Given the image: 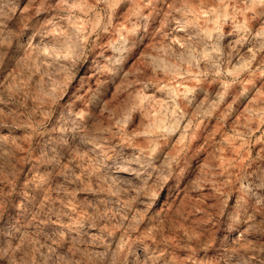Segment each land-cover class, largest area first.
<instances>
[{
    "label": "clouds",
    "instance_id": "obj_1",
    "mask_svg": "<svg viewBox=\"0 0 264 264\" xmlns=\"http://www.w3.org/2000/svg\"><path fill=\"white\" fill-rule=\"evenodd\" d=\"M0 264H264V0H0Z\"/></svg>",
    "mask_w": 264,
    "mask_h": 264
}]
</instances>
